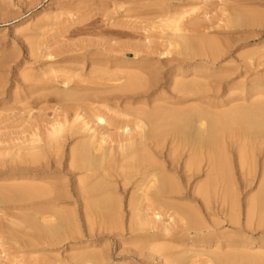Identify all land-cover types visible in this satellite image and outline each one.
<instances>
[{
	"label": "rangeland",
	"instance_id": "1",
	"mask_svg": "<svg viewBox=\"0 0 264 264\" xmlns=\"http://www.w3.org/2000/svg\"><path fill=\"white\" fill-rule=\"evenodd\" d=\"M191 41H194L191 47L195 48L196 54L193 50L189 54L181 51L183 42L190 44ZM195 41H199L198 45ZM201 49L204 55L200 54ZM129 73L137 76L134 82L131 80L133 86L131 91H127L129 94L125 91L120 94L119 91L112 94L101 92L111 84L126 86V77L131 78L126 76ZM114 74L126 77L113 83ZM192 80L213 86L214 96L225 98L252 93V96L264 98V0H0V264H54L55 259L62 260L64 256L76 254L70 251L69 241L63 248L47 252L30 248L27 242L31 239L27 234L33 231L22 219L23 214L28 216L32 213L20 209L22 203H16L19 196L10 189L19 184L26 186L25 180L27 185H31V181L40 185V180L45 179L54 184L59 182L61 185L55 186L71 196L75 183L85 179L79 171L63 169L70 148L80 143L79 137L66 140L70 128L78 126L82 119L80 114L78 121L73 122L74 108L89 104L90 96H98V99L116 94L114 98L117 101L114 99L110 103L117 104V109L112 106L104 108L101 104L98 107L107 121L115 119L127 125V130L133 129L130 134L133 136L138 130L132 125L140 117V112L142 115L145 112L143 116L146 117L148 112L157 108V112H153L156 117L149 113L150 119L155 121L158 114H165L161 106L176 108L160 98L176 96L172 91L174 83ZM206 89L211 90L209 86ZM129 96L160 98L146 106L143 105L146 99L141 98L131 104L126 99ZM193 100L190 98L189 103L193 104ZM158 109H161V114ZM160 121L157 119L155 123ZM57 124L63 128L59 135L53 137L50 131ZM89 127V133L94 136L92 142L104 139L102 146L108 148L112 155L120 141L127 144V141L122 142L119 128L107 126L95 131L91 124ZM46 142L60 144L58 155L64 158L58 170L50 166H44V172L37 170L41 166L33 167L27 161L29 158L23 157L28 150L23 153V159L13 158L16 150L19 152L30 145ZM166 146L160 150L162 153L166 152ZM35 151L29 150V153ZM233 153L230 167L237 180L239 163L236 151ZM254 157V169L250 174L254 185L251 183L252 186L242 192L248 193L249 197L257 193L264 162L261 151H255ZM153 160L157 163L164 161L163 154L154 156ZM120 172L119 168L110 172L112 181L120 182ZM203 179L204 174L201 173L193 184L202 185ZM116 192L122 200L121 227L104 230L92 222L89 235L93 237L89 240L87 224L80 221V240L93 243L98 251L105 254L108 264H162L158 254L137 244L142 243L143 231L126 233L129 216L125 207L127 195ZM239 201L242 220L244 197L241 193ZM189 202L182 203L191 205ZM214 206L211 200V209ZM64 208L69 210L66 213L73 209L72 205L64 204L59 210ZM31 215L29 217L32 218ZM199 215L204 216L203 213ZM19 216H22L21 221L17 219ZM169 223L159 222L156 227L166 226L168 232L164 233L168 235L183 227L181 223L173 224L171 219ZM156 229L150 230L149 234H155ZM252 234L251 252L264 255V227L257 228ZM75 247L79 248L78 245ZM186 257L187 260L183 258L181 264H189V259L197 264L210 261L205 255Z\"/></svg>",
	"mask_w": 264,
	"mask_h": 264
},
{
	"label": "bare ground",
	"instance_id": "2",
	"mask_svg": "<svg viewBox=\"0 0 264 264\" xmlns=\"http://www.w3.org/2000/svg\"><path fill=\"white\" fill-rule=\"evenodd\" d=\"M192 42L194 41L185 44V40L183 48L180 46L179 49L182 48L181 51L185 53L192 50L194 52L195 48L191 47ZM196 43L198 45L199 41ZM200 54L204 55L203 50ZM114 76L116 78L113 79V83L124 80L126 76L131 78L126 77L124 82L126 86L122 85L125 89L111 84L101 90L102 93L112 94L115 91H119L118 94L123 91L128 93L129 89V91L132 90L133 79H137V76H131V73L124 75V78L118 77L117 74ZM199 81L174 83L175 87L172 91H175L176 96L172 95L165 99L157 96L127 97L131 104L136 103L138 99H146L147 102L143 104L146 106L160 98L177 108L161 106L165 116L161 114V109H158L161 114L158 116L164 118L158 117V121L161 120L159 123H155L157 119L154 121L149 117V113L152 114L157 108L153 112H148L146 117L143 116L145 112L142 111V115L136 108L140 112H138L140 115L137 113L140 119L136 118L132 125L138 130L133 136L130 135L133 129L127 130V125H122L123 122L115 119L107 121L98 107L101 104L104 108L112 106L117 109V104L110 103L115 99L116 94L98 99V96H90L89 104H81L74 108L73 122L78 121L80 114L82 119L78 126L70 128L66 140L79 137L76 139L80 143L70 148L66 159L67 164L63 169L67 172L79 171L82 175L84 174L85 179L75 183L76 187L71 191V196L66 195L59 186H55L59 182L54 184L45 179L40 180L41 186L31 183L32 181L30 183L27 181L31 184L27 185L26 180V186L19 184L20 187H12L13 189L8 186L12 190L8 191L17 192L19 200L17 199L16 203H22L20 209L29 210L32 213L31 215L27 211L28 216L23 214L27 218L31 215L32 218L27 219L23 215V219L22 216L17 218L20 221L26 220L24 224L33 231L27 234V237L31 239L27 242L28 246L40 252H47L63 248L64 243L69 241L70 251L76 254L64 256L62 260L55 259L54 264H108L105 254L98 251L93 243L89 244L80 240L78 223L82 221L87 224L89 240L93 237L89 235V225L92 222L104 230L119 229L123 223V208L122 200L116 194L118 190L121 195H127L125 207L129 216L126 221V233L143 231L145 235L140 240L142 243L137 244L141 248L150 250L151 253L158 254L162 264H181L183 258L187 260L186 256L197 257L198 255L209 258L210 261L205 264H264V257H262L264 255L250 250L252 233L257 228L264 227V162L256 188L257 193L250 197L248 193H242L250 187L254 179L250 174L254 169L255 151H261L264 155V98L252 96V93L225 98L214 96L212 95L214 94L213 86ZM208 86L211 88L209 91L206 89ZM190 98H194L193 104L189 103ZM151 114V117L155 115ZM88 124H91L95 131L99 128L106 129L107 126L121 129L119 136L122 142L127 141V144L123 145L120 141L116 153L112 155L108 148L102 146L104 139L100 138L97 142H92L94 136L89 133L91 128H88ZM62 128L58 124L53 126L50 131L51 136L59 135ZM59 145L58 142L55 145L51 142L33 144L29 148L21 149L23 151L19 152L22 154H18L16 150L13 158L23 159L27 156L29 158L27 161L33 164V167L41 166L40 169L35 166L34 170L44 172L45 167L49 166L58 170L64 158L58 155ZM164 145L168 146H166V152L162 153L160 150ZM26 150L28 152L22 157ZM29 150L36 151L30 154ZM233 150L236 151L239 163L237 180L234 179L230 167ZM162 154L164 161L157 163L153 160L154 156ZM116 168L121 169L118 174L120 182L112 181L110 175V172ZM201 173L204 174V183L195 186L193 183ZM14 193L12 195L16 194ZM240 193L244 197V205L243 208L241 207L242 220L240 219ZM211 200L215 203L212 209ZM185 201H190L189 203L193 206L182 203ZM64 204L72 205L73 209L69 213H66L69 210L65 208V212H63L64 209L59 210ZM201 213L204 214L203 217L199 215ZM169 219L173 224L181 223L183 227L171 235L164 233L168 232L166 226L163 225L159 229L156 227L159 222L170 225ZM21 225V227L24 226ZM152 225H154L153 228H157L155 234H149L153 229L150 227ZM146 227L148 229L145 230ZM77 245L79 248L75 247ZM48 263L51 264V262ZM188 263L197 264L191 262V259Z\"/></svg>",
	"mask_w": 264,
	"mask_h": 264
}]
</instances>
